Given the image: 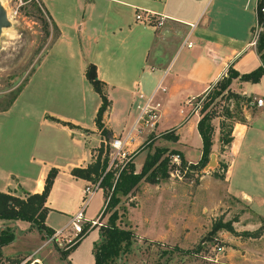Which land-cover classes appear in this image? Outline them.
Instances as JSON below:
<instances>
[{
    "label": "crops",
    "instance_id": "0c3cea01",
    "mask_svg": "<svg viewBox=\"0 0 264 264\" xmlns=\"http://www.w3.org/2000/svg\"><path fill=\"white\" fill-rule=\"evenodd\" d=\"M39 2L50 22L57 27V33L37 63L45 59L44 56L49 49L52 50L54 45H58V55L60 53L80 83L79 90L74 88L77 98L79 96L76 99L78 105L75 106L79 110L87 111L88 121L85 122L82 119L84 116L81 118L80 114L66 115L43 108L36 117L35 134H32L31 130L28 132V127L24 128L22 124L19 129L22 136H14L12 132L10 136L0 134V191L19 196L26 192H39L46 171L50 167H55L56 173L44 201L49 208L44 223L53 230L65 228L70 215L80 204L83 186L89 181L74 176L69 169L91 162L100 141L108 142L94 123L100 96L84 76L88 62L94 63L96 76L102 81V90L108 99L101 120L110 130L111 138L127 130L135 118L137 105L148 94L152 93V100L158 104V118L153 130L156 134L157 123L162 117L164 121L168 120L172 114L171 109L174 110L181 104H189V98L204 93L226 73L229 66L241 73L253 69L260 63L252 39L257 0H39ZM137 10L151 11L152 21L159 14L163 17L162 22L157 24L136 19L134 14ZM187 42L190 44L187 45ZM245 83L251 82L232 77L228 87L231 91L251 97L259 96L248 91ZM139 93L142 96H139ZM13 102L12 100L7 107L0 109V116L8 115L14 105ZM242 110L243 120L232 121L231 140L221 149L218 139L219 127H215L211 120L213 133L210 152L215 153L216 161L213 168L218 161L224 162L226 167L222 177L213 176L212 170H202L203 173L201 171L191 195L207 178L217 184L219 196L210 211L202 205L192 225L184 223L178 228L180 234L176 237L179 239H187L186 236L190 232H192L190 239L195 238L200 231L198 227L203 223L209 224L210 216H214V213H223V220L234 218L232 225L236 231L251 232L264 220V102L258 106L243 105ZM27 112V109L23 110L21 115L27 116ZM178 113L177 117L171 118L176 124L168 127L176 134V139L163 140L169 143V148L180 151L187 162H196L201 153V139L196 129L199 112L191 108L189 115L192 114L194 117L187 118L186 122V118L180 119L181 112ZM48 115L69 121L71 125L51 119ZM2 125L3 122H0V132L3 128L5 132V127L8 126ZM25 130L31 137L26 135ZM59 131L62 133L60 140L54 137ZM186 137H191L196 144L195 160H188L186 152L176 147L177 142H182L184 145L182 147L186 150ZM140 139L125 146L126 151L132 153ZM141 151L143 155L137 164L131 159L135 171L139 169L146 154L144 150H140L135 154V158ZM149 185L157 187V190L153 191L154 194L170 189L173 196L175 194L173 188L183 191L184 188L181 186H186L189 194L187 186L189 183L166 181ZM97 189L100 191V206L97 211L99 213L105 202L102 188L97 187L87 200L89 201ZM229 200L234 203H230ZM238 205L243 209L239 211L237 217L229 216ZM212 211L215 212L211 213ZM203 213L211 215L205 219L199 215ZM180 214V218L183 216L184 219L183 210ZM59 216L62 217L60 221L57 219ZM4 226H10L14 235L17 231L18 234L33 231L32 233L39 237V244L21 252L5 254L2 250L6 244L1 246L0 259L26 255L28 261L16 264H47L49 257L54 260L65 259L68 264H93V249L101 239L98 226L92 225L62 258L59 255V247L55 245L60 242L53 240L43 243L41 232L28 221L0 219V228ZM225 233L229 234V231L222 228L218 235ZM238 235H230L232 239L227 240L232 241V244L225 247V259L236 264V259L240 257L232 258L234 250L244 258L248 247L254 246L255 252L250 251L251 255L254 253L257 261L264 264V230L256 236L246 235L242 238L239 235L241 237L239 238ZM143 237L153 240L145 235ZM14 238L15 236L12 241ZM155 240L167 239L162 234ZM241 245L247 248L241 249L239 247Z\"/></svg>",
    "mask_w": 264,
    "mask_h": 264
},
{
    "label": "rangeland",
    "instance_id": "374dc122",
    "mask_svg": "<svg viewBox=\"0 0 264 264\" xmlns=\"http://www.w3.org/2000/svg\"><path fill=\"white\" fill-rule=\"evenodd\" d=\"M0 5L4 9L8 20V23L0 28V108L5 107L13 96L15 98L13 99L14 105L10 108L8 115L5 117L0 116V122H3L2 126H8L5 127L6 131L4 132L3 128L0 134L10 136L9 134L12 132L14 136H22L19 132L21 124L24 128L28 127V132L31 130L33 134L37 128V114L43 108L66 115L80 114L81 118L84 116L82 119L87 122L89 116L87 111L79 110L75 106L76 104L78 105L76 99L79 96L77 98L74 88L79 90L80 83L75 78L71 68L67 67L60 53L58 55V45H54L52 50L49 49L44 56L45 59L37 63L46 46L55 35V29L39 0H0ZM46 29L48 30L47 33ZM67 73H70V75H67ZM244 86L247 87L248 91H252L256 95H264V74L255 82L245 83ZM101 89H103L102 86ZM235 92L237 95L222 91L215 97L210 98V94H212L211 85L204 93L192 97L188 101L189 104H181L178 108L171 109V116L166 121L162 117L158 121L155 131L158 133V131L165 128L169 129V125H175L176 122H173L171 118L177 117L178 111L181 112V120L186 118L185 122L187 118L194 117L192 114L189 115L191 108L198 110L200 114V108L205 102L208 103L206 109L213 113L211 120L215 127H219V121L223 122L225 124L224 128H226V125H232L234 120H243V105L252 106L253 104L250 101L253 97ZM26 109L28 110V115H21L23 110ZM163 123H166V125ZM22 132H24V129ZM28 132L26 131V135L31 137ZM50 133L52 134V131ZM157 133H152L153 135L148 137L143 132L145 138L144 136L142 137L132 153H127V159H132L137 164V161L143 155L141 151L135 158V154L138 151L152 152L154 146H166L169 148V143H165V140H163L166 138L159 136ZM54 137L60 140L62 133L59 131ZM110 139L111 137L107 138L106 141ZM186 139V150L182 147L184 146L182 142H177L176 147L186 152L185 156L188 160H195L197 158L196 144L191 137H186ZM104 150H106L108 163L110 156L108 142L105 143ZM135 159L136 161H134ZM113 161L110 167L115 170L119 169L120 166L115 164L116 160L114 159ZM168 167V176L158 182L189 183L187 185L189 194L185 189L186 186H181L184 188L183 191L173 188L175 191L173 196L170 189L154 194L153 191L155 192L157 187L149 185V183L153 182L141 179L128 193L120 194L119 200L114 206L104 209L103 205L101 208L97 223L94 224L98 226L99 231L103 224L108 223L107 215L109 210L115 209L117 212L115 223L120 227L130 228L136 232L134 233L133 231L134 235L131 238L128 249L120 251L107 264H233L230 260L225 259L224 251L227 245L232 244V241H227L229 238L232 239L230 235H238L240 231H236L233 228L235 232L227 230L229 234L225 233V235H218L222 228L215 230L213 233L208 231L212 221L223 220V213H214L215 211H212L211 213H214V216H210V223L200 225L198 227L200 231L195 238L190 239L192 232L187 234V239L176 237H179L178 228L180 226L184 225V223L188 224V226L194 223V220L197 219L199 208L202 209V205L206 207L207 211H210L219 196L217 192L218 186L214 181L206 178L202 181L200 187L194 189V193L191 195L201 171H204L203 167L200 169L185 168L180 163L173 161L169 162ZM208 169L211 171L213 167ZM99 192L97 189L89 201L87 200L85 203V216L87 218H92L98 213V207L100 206ZM229 201L234 203L232 200ZM235 208V211H232L229 216L235 215L237 217L239 211L243 209L239 205ZM182 210L184 211V219H182L183 216L180 218ZM171 212L173 214H170ZM175 212L178 213L176 214ZM211 213L199 215L206 219ZM192 215H194L193 218ZM57 219L60 221L62 217L59 216ZM204 220L202 222H205ZM87 225V223L84 225V229ZM173 228H175V231L172 232ZM17 232L14 235V240L3 247V253L21 252L28 248L32 249V247L40 243L39 237L32 233L33 231H26L20 234ZM162 234L167 240H155L159 239ZM143 235L151 237L153 240L147 239ZM239 235L242 238L246 237V234ZM79 237L80 234L75 235L70 242L55 239L56 242H60H58L59 244L55 243V245L66 250ZM241 237L239 236V238ZM43 239V243H45L46 236H43ZM216 245H221V250H216ZM239 247L241 249L247 248L245 245ZM194 248H197V250L192 252ZM250 251L255 252L254 246L248 247L243 258L242 255L238 254L237 250H234L232 258L240 257L236 259V264H260L254 253L251 255ZM25 257L26 255L6 257L0 259V264L26 262L28 259ZM47 264L68 263H66L65 259L54 260L49 257Z\"/></svg>",
    "mask_w": 264,
    "mask_h": 264
},
{
    "label": "trees",
    "instance_id": "16d2710c",
    "mask_svg": "<svg viewBox=\"0 0 264 264\" xmlns=\"http://www.w3.org/2000/svg\"><path fill=\"white\" fill-rule=\"evenodd\" d=\"M256 21L261 25V30L255 38V51L258 55L260 63L253 69L246 72H237L230 66L227 68L226 73L221 76L212 85V94L210 98L215 97L222 91L237 95L229 89L228 85L232 77H238L240 80H247L255 82L259 79L260 75L264 73V16L256 8ZM55 29V35L57 33V27L52 23ZM46 33L48 30H45ZM84 76L91 84L93 90H95L100 96V103L96 109L94 116L95 126L99 129L101 135L104 136L105 140L110 137L111 132L108 128L103 125L101 120L102 112L108 105V99L106 98L103 90L101 89L102 81L97 78L95 73V65L92 62H88L84 69ZM14 96L8 101L7 107ZM207 102L203 103L200 108V114L196 120V129L201 139V153L196 162H187L180 151L174 148H167L166 146H154L152 152H147L144 159L137 171L134 169L132 160H128L123 166L115 170L107 166L106 150H104L105 142L100 141L94 159L87 163L85 166H72L69 171L74 176L85 178L89 181H97L98 187L102 188L104 195V209H109L114 206L119 200V195H124L130 191L141 179L148 182H158L159 180L168 176V165L170 162L169 154L177 153L180 159V164L185 168H202L208 160V154L210 153L211 136L213 133V124L211 118L213 113L207 110ZM2 107L0 109H3ZM49 118L60 121L62 123L71 125L69 121L60 120L54 116L48 115ZM219 121V143L220 149L228 144L231 140V125H226ZM166 139L175 140L176 134H173L172 129H166L158 133ZM152 133L148 134V137L152 136ZM226 167L224 162L218 161L215 168L212 169L211 173L213 176L222 177L223 171ZM220 169V170H218ZM56 173L55 167H50L43 178V186L39 192H26L23 196L11 194L9 192L0 191V219L14 220L22 219L28 221L32 226L36 227L41 232L42 236H49L53 229L44 223V217L49 209L45 204V197L51 185L53 176ZM117 212L115 209L109 210L107 215V224H103L100 227L101 239L94 246L93 249V264H107L113 258H115L120 251L127 250L131 242V238L134 235L130 228H123L115 223ZM234 218L226 220H214L210 225L209 232L213 233L215 230L224 228L231 232H235L231 225V221ZM264 230V220H262L261 226L255 231H240L239 234H246L250 236L258 235ZM14 232L10 226H4L0 228V257H1V246L12 241ZM80 238V237H79ZM77 238L67 249L58 248L59 255L64 258L66 251L74 247L78 242ZM199 247V246H198ZM197 248L192 249V252L196 251ZM70 264V263H69Z\"/></svg>",
    "mask_w": 264,
    "mask_h": 264
},
{
    "label": "built area",
    "instance_id": "2783aa9c",
    "mask_svg": "<svg viewBox=\"0 0 264 264\" xmlns=\"http://www.w3.org/2000/svg\"><path fill=\"white\" fill-rule=\"evenodd\" d=\"M256 8L264 16V0H257L255 5V11ZM134 15L136 19H140L142 21H146L150 23L157 22V24L161 23L163 19V17L158 14V17L154 21H152L153 13L149 10H137ZM261 28H262L261 25L257 23V21H255V24L252 27L253 42H255V38L258 34V31H260ZM189 44L190 43L187 42V45ZM139 96H142V94L139 93ZM191 98H189L188 101H190ZM250 102L255 106L261 105L264 102L263 95L253 97ZM157 105H158L157 102L152 100V93L145 96L144 100L137 105L138 110L132 124L127 128V130L123 134L118 136H113L108 141V144L110 146V156L106 168L111 166V164L114 162L113 161L114 159L116 160L115 162L116 165H119L120 167L123 166L125 162L128 160L127 159L128 152L126 151L125 146H127L129 143L138 141L139 138L142 139L144 135L146 136L149 133H153L154 126L158 118ZM169 155H170L169 157L170 161H173L175 163H180V159L177 153H171ZM97 187H98V180L95 182L88 181L83 186V194L80 200V204L77 207V209L70 215L68 222L65 225V228L61 227L58 229H54L49 236H46V241L62 239L65 242H70L75 235L80 234L81 236L88 229V227L97 223V217L100 211L97 214V216H95L94 218H86L84 214L85 203L89 195ZM86 223L88 225L84 229V225ZM215 248L216 250H221V245H216Z\"/></svg>",
    "mask_w": 264,
    "mask_h": 264
},
{
    "label": "water",
    "instance_id": "95a60500",
    "mask_svg": "<svg viewBox=\"0 0 264 264\" xmlns=\"http://www.w3.org/2000/svg\"><path fill=\"white\" fill-rule=\"evenodd\" d=\"M7 23H8V20L6 18L5 11L0 5V28H1V26L6 25ZM215 162H216L215 161V153L210 152L208 154V160H207L206 164L203 166V169L207 170L209 167H214Z\"/></svg>",
    "mask_w": 264,
    "mask_h": 264
}]
</instances>
